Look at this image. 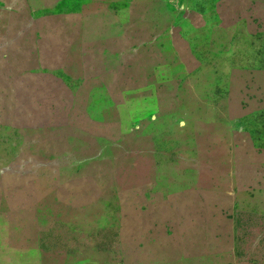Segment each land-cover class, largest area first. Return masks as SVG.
Listing matches in <instances>:
<instances>
[{"label": "crops", "instance_id": "0c3cea01", "mask_svg": "<svg viewBox=\"0 0 264 264\" xmlns=\"http://www.w3.org/2000/svg\"><path fill=\"white\" fill-rule=\"evenodd\" d=\"M93 1L79 5V43L67 32L72 24L59 21L70 18L72 6L0 5V43H12L7 36L13 34L17 39L15 53L1 52L0 59L18 61L16 69L0 67V264H88L89 233L68 222L101 215L129 221L120 223L110 246L128 264H201L208 258L200 254L198 216L191 227L190 220H178L186 212L175 207L168 211L170 221L159 228L151 223L154 198L160 200L147 195L160 186L155 179L129 180L127 190L110 201L90 204L89 181L57 178L62 165L55 154L46 159L40 153L37 113L47 111L42 125L50 129L56 110L40 98L47 86L41 89L31 77L65 82L74 75L70 80L79 84L69 88L80 91L81 100L67 111L63 127L79 129L85 138L128 139L131 171L144 176L150 171L142 157L168 141H195L200 133L231 136L248 116L236 77L255 67L232 63L237 54L229 55L233 45L264 44V0ZM58 31L65 37L66 66L74 72L57 66ZM4 76L15 83H2ZM10 96L14 110L6 115L1 102ZM19 123L29 130L23 137ZM140 140L144 144L134 142Z\"/></svg>", "mask_w": 264, "mask_h": 264}, {"label": "rangeland", "instance_id": "374dc122", "mask_svg": "<svg viewBox=\"0 0 264 264\" xmlns=\"http://www.w3.org/2000/svg\"><path fill=\"white\" fill-rule=\"evenodd\" d=\"M178 1L170 0L174 5ZM81 2L82 0H0V5L16 8L54 3L63 7L72 6L70 18L63 17L59 21L72 24V30L67 29V32L78 39L76 41L79 43ZM93 2L90 0L89 5ZM59 34L58 31L57 41L60 45L58 44L57 66L63 72H74L66 66V58H63L62 52L65 37L60 38ZM7 37L12 43H0V53H15L12 49L17 46V39L14 34ZM232 48L233 55L229 56L237 54L232 63L252 65L255 68L236 77V90L246 100L248 116L233 130L231 136L218 137L214 134L207 138L206 134L200 133L202 137L195 141L185 140L178 145L174 141H168L166 147L158 149L159 152H151L147 160L145 156L142 157L145 170L150 172L138 177L131 171L128 139L106 140L91 135L85 138L81 130L66 128L61 124L67 111L76 104L75 101L81 100L80 91L69 88L79 84L70 80H74L75 76L69 75L66 84L60 76L46 81L45 76L39 74L31 79L44 85L41 89L47 86L48 90L44 93L41 91L40 98H45L47 104L49 99L57 116L56 127L48 129L44 128L42 122L49 114L42 108L37 112L41 121L38 132L42 158H52L55 154L56 160L62 165L60 172L58 171V179L75 183L89 181L90 204L110 201L120 191L127 190L129 180L153 178L160 186L149 189L147 195L159 197L160 200L156 201L154 198L157 210L151 223L157 228L161 227L162 220L168 218L170 221L174 217L168 213H172L171 209L175 207L183 208L186 212L178 220H190L191 227L198 216L195 227L201 232L200 254L202 258H208L201 264H264V44L246 42L233 45ZM73 53L77 57L79 50H74ZM17 62L15 59H0V67L16 69ZM227 63L223 65L226 73L229 67ZM21 66L27 67V64ZM2 78V83H15L13 76ZM7 100V103H1L4 114L10 115L14 110V97L10 96ZM23 113L21 111L17 115ZM20 123L17 126L23 137L29 130H25ZM134 142L144 144L145 141ZM101 216L73 224L68 222L69 228H74L75 224H83V228L89 233L92 245L90 244L88 264H128V260L122 259L121 253L114 252L110 246L112 234L121 229L120 223L129 221L104 219ZM191 263L197 264L195 259Z\"/></svg>", "mask_w": 264, "mask_h": 264}]
</instances>
